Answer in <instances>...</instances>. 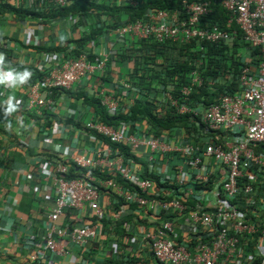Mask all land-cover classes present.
<instances>
[{"label":"built area","instance_id":"2783aa9c","mask_svg":"<svg viewBox=\"0 0 264 264\" xmlns=\"http://www.w3.org/2000/svg\"><path fill=\"white\" fill-rule=\"evenodd\" d=\"M52 1L61 7L68 4V0ZM221 4L229 23L238 24L245 41L252 50L258 48L261 56L257 68H243L241 92L221 95L203 110L180 104L172 96V86L160 94L159 100L179 114L201 116L204 132L197 136L199 144L187 138L194 137L188 132L181 133L182 138L179 132L172 135L169 131L165 139H147L140 133L148 128L146 120L118 118L116 125L107 124L100 119L101 112L81 130L93 147L63 149L46 136L51 158L41 171L55 198L45 217V252L62 260L79 257L77 251L60 246L62 240L76 246L83 261L88 248L100 252L102 240H107L125 257L124 264H151V260L154 264H264V0H221ZM211 12L208 2L183 0L181 9L149 10L143 19L118 29V37L180 43L199 40L233 47L236 30H224L219 24L199 26L201 18ZM74 45L64 47L72 52ZM51 53L42 58L53 62L49 72L26 88L23 106L28 111L41 114L56 101L61 106L67 92L84 89L85 82L115 56L108 51L91 61L88 52L77 57L66 51ZM202 83L195 72L191 84L181 89L186 101ZM130 91L122 93L126 114L140 96L137 90L127 98ZM104 104L109 114H118L117 99L107 96ZM124 147L130 156L124 154ZM171 153H177L179 161L172 160ZM163 164L172 174L161 170ZM146 165H156V178ZM87 215L94 220L85 222ZM177 221L181 222L178 231ZM115 228H122V234ZM43 256L33 252L31 260L40 261Z\"/></svg>","mask_w":264,"mask_h":264},{"label":"crops","instance_id":"0c3cea01","mask_svg":"<svg viewBox=\"0 0 264 264\" xmlns=\"http://www.w3.org/2000/svg\"><path fill=\"white\" fill-rule=\"evenodd\" d=\"M34 1L36 0H7L10 5L19 9L24 8V10L33 8ZM118 4L125 6L123 0H119ZM114 5L116 3L113 7ZM90 12L86 13L85 26H80V21L83 22L86 18H80L79 14L66 18L69 19L67 22L63 19L53 23H42L40 19L36 20L33 17H28L26 23H21L18 21L17 14L8 12L1 15L0 53L4 55V63L0 65V71L28 70L31 76L24 84L15 86L0 84V264H124L122 260L125 257L122 259L116 247L107 240H102L105 242H102L100 252L94 253L91 248H88L83 254V261L80 259L79 249L72 244L67 245L66 241L60 240V246L65 245L71 251H77L79 257L72 256L62 260L58 259L60 257L57 254L48 253L42 249L46 236L45 217L53 209L55 198L46 174L41 171V165L51 158L49 150L52 146L45 137L49 136L54 143L61 144L63 149L68 147L72 150V147L73 150H77L84 145L93 147L92 142L81 134L85 124L94 117L97 118L95 113H100L97 104L91 101L96 99L101 106H106L104 100L107 96L115 98L119 103L117 113H122V93L124 94L125 89H130L127 98H131L136 95L138 89L130 82V61L118 55L116 59H112L113 61L110 60L103 70L91 76L85 82L84 89L78 92L74 89L67 93V99L61 106H59L61 102L56 101L55 106L46 108L41 114L25 110L23 102L27 86L36 83L41 78L40 73H48L53 64L49 59L42 60L44 53L41 52L48 54L51 52L48 49L63 48L69 40L73 41V45L80 43L84 32L87 35L91 34L90 40L84 44L91 61L108 51L114 52L116 56L115 51L121 52L126 44L134 47L133 44L137 38L132 35H127L124 40H118L120 39L118 29L126 24L123 22L127 20L126 16L118 15L122 26L115 29L103 26L102 30L96 34V20L94 21V15ZM104 14L102 20L107 19V24H113L110 13L104 11ZM230 20L229 16L225 23L220 24V27L224 30L238 31V24L235 21L229 23ZM66 23L69 26H66ZM36 43H39L41 47ZM41 48L45 50H40ZM251 56L244 61L246 65L252 62ZM9 97L14 98L13 103H19L14 111L5 113L4 109L7 105L4 101ZM108 112L106 111L105 116L100 119L104 123L116 125L104 119L106 116H115ZM147 125L145 133L140 130L141 135H146L147 139L164 138L168 136L169 131L179 132L178 137L182 138V135L188 132V129L181 125H177V128H161L160 132L158 125L148 121ZM187 138L196 142L195 136L192 138L187 136ZM104 141L110 143L109 139ZM176 144L179 143L176 142ZM123 151L125 155L130 156L125 147ZM155 157L158 158L159 154L155 153ZM170 158L179 161L177 153H171ZM146 167L148 172H153L152 175L156 178L155 172L158 173L159 170L156 165L153 167L146 165ZM161 170L168 175L172 174L166 164L162 165ZM86 218L87 223L94 220L88 215ZM110 225L113 226V224ZM180 226L181 222L177 221L175 223L177 231ZM115 231L117 234H122V228H115ZM33 252L44 254L43 260L32 261ZM150 263L154 264V260Z\"/></svg>","mask_w":264,"mask_h":264},{"label":"trees","instance_id":"16d2710c","mask_svg":"<svg viewBox=\"0 0 264 264\" xmlns=\"http://www.w3.org/2000/svg\"><path fill=\"white\" fill-rule=\"evenodd\" d=\"M118 1L70 0L68 6L61 7L58 4H53L50 0L49 2L36 0L34 1L35 6H32L33 8L24 10V8L19 9L10 5L7 0H0V19L2 14L12 12L15 15L17 14L16 16L19 17L18 21L21 23H26V18L28 17H33L36 20L40 19L42 23H53L79 14L80 18H86V20L83 19V22L80 21V26H85L87 22L86 13L91 11L90 13L94 15V21L96 20L95 29L97 34L102 30L103 26H107L110 29L122 26L121 19H118L120 14L127 17V20L123 22L129 23L143 19L147 10L161 9L172 11L177 8H183V0H140L141 5L138 7H132L131 5L122 6L118 4ZM188 1L208 2L211 4L212 12L201 18L200 27L213 24L220 25L229 18V14L223 8L221 0ZM115 3L116 5L113 7ZM104 11L110 13L113 24H107V19L106 21L102 20V16L105 15ZM68 20L66 19L65 21L67 22ZM66 26H69V24L66 23ZM237 28L239 30L237 31L235 46L233 47L225 43H209L199 40H192L191 43H180L169 40L158 42L155 38H150L148 40H137L133 44V46L135 45L134 48L123 46L120 53V50H116V56L113 59L121 55L124 60H134V65L129 71L130 82L138 88L140 96L136 107L134 106L130 113L119 112L115 116H106L104 119L116 124L115 120L118 118L122 121L133 122L145 118L149 123L158 125L159 132L161 128H172V126L181 125L188 129L190 135L196 136V142L199 144L197 136L204 132L201 116H195L192 112L179 114L169 103L165 102V105H163L164 103L159 100V96L172 86V96L180 104L188 105L193 110H203L207 106L214 104L221 95L239 94L241 92L240 76L246 66L244 61L253 54L251 56L253 57L252 65L258 66L260 57L258 56L259 49L252 50L250 44L245 41L240 28ZM83 35L81 42H77L74 45L72 52H69V48L67 49L66 47L48 50L51 52L66 51L69 55L77 57L87 51L84 44L90 40L89 36L91 34L87 35L84 32ZM68 43L73 44V41L69 40ZM128 46L131 47L130 44ZM40 50L45 49L41 48ZM195 72L201 75L203 83L198 87H194L186 101L181 89L191 84ZM40 75L43 76L41 73ZM156 98L158 99V107L153 103ZM91 102L93 104L96 103L102 117L105 116V107L101 106L99 100L95 99ZM154 108L159 109L160 112L154 113ZM258 148L261 147L258 146ZM72 173L73 171H71Z\"/></svg>","mask_w":264,"mask_h":264},{"label":"clouds","instance_id":"9594fccd","mask_svg":"<svg viewBox=\"0 0 264 264\" xmlns=\"http://www.w3.org/2000/svg\"><path fill=\"white\" fill-rule=\"evenodd\" d=\"M137 1V6H132V7H138V6H140L141 5V1L140 0H136ZM50 2H52L53 3V1L52 0H50ZM123 3L125 4V5H129L130 6V4H128L125 0H123ZM54 4V3H53ZM70 4V0H68V4L66 5V6H68ZM65 6V7H66ZM149 10H147V12H148ZM146 12V13H147ZM73 19H71V21H72ZM139 20H141V19H138L137 21H139ZM136 21V22H137ZM136 22H129V23H126V24H124V26H127V25H129V24H133V23H136ZM68 24V23H67ZM123 26V27H124ZM127 36V35H126ZM125 36V37H126ZM151 38H154V37H151ZM148 39H150V38H148ZM148 39H144V40H148ZM118 40H121V39H118ZM137 40H143V39H139V38H137ZM136 40V41H137ZM68 44H70V43H68ZM37 46H40L41 47V45L40 44H36ZM125 47L126 48H134L135 47V45H134V47H129L128 46V44H126L125 45ZM52 52H54V51H52ZM41 53H44V54H47L46 52H41ZM50 53V52H49ZM120 53V52H119ZM260 62H261V56H260ZM3 63H4V55L2 54V53H0V65H3ZM133 63H134V60H132V61H130V67H129V71H131L130 69H132V67H133ZM260 64V63H259ZM247 65H252V62L251 63H249V64H247ZM153 66V65H152ZM254 68H257L258 66H254V65H252ZM30 76H31V72L30 71H28V70H24V71H22V72H14V71H12V70H2V71H0V84H10L11 86H15V85H18V84H24L25 82H27L28 80H29V78H30ZM138 90V89H137ZM13 97H9L6 101H4V103L7 105V107L4 109V111H5V113H10V112H12V111H14L16 108H17V106H18V103L19 102H17V103H13ZM153 103H154V105L156 106V107H158L159 105H157L158 104V99L156 98L154 101H153ZM163 105H165V104H163ZM155 107V108H156ZM153 109V112L154 113H158L157 112V109ZM26 110V109H25ZM27 112H33V111H28V110H26ZM144 120H146L145 118H144ZM146 121H148V120H146ZM172 127H174V128H177V125L176 126H172ZM171 133H172V135H177V131H170Z\"/></svg>","mask_w":264,"mask_h":264},{"label":"rangeland","instance_id":"374dc122","mask_svg":"<svg viewBox=\"0 0 264 264\" xmlns=\"http://www.w3.org/2000/svg\"><path fill=\"white\" fill-rule=\"evenodd\" d=\"M124 81H125V76H124ZM67 105H68V103H67Z\"/></svg>","mask_w":264,"mask_h":264}]
</instances>
